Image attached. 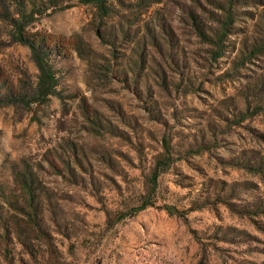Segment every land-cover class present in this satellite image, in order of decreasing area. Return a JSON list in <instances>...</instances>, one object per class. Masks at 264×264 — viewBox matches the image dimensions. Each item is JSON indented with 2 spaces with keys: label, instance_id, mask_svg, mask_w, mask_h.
I'll return each instance as SVG.
<instances>
[{
  "label": "rangeland",
  "instance_id": "rangeland-1",
  "mask_svg": "<svg viewBox=\"0 0 264 264\" xmlns=\"http://www.w3.org/2000/svg\"><path fill=\"white\" fill-rule=\"evenodd\" d=\"M117 1L108 21L113 28L122 17L136 18L132 8L136 0ZM195 6L198 3L189 0H154L142 18L154 25L158 19L163 21L184 54L188 70L170 69L175 79L191 73L197 78L193 95L186 97L180 90L170 97H155V107L148 94L140 93L139 85L126 82L120 73L129 58L139 57L125 41L115 49L101 42L92 7L76 4L39 19L28 29L58 44L60 54L52 56L60 85L57 97L29 111L0 107V202L2 194H10L15 187V169L24 163L36 167L42 187L66 199L59 206L65 219H78L67 230L52 233L64 264H264V171L252 166L264 156V113L239 126L220 122L217 144L211 143L201 156L185 157L161 176L155 207L112 228L106 224L105 210L125 212L139 205L165 121L170 120L169 128L185 142L191 132L203 127L213 109L224 116L229 105L241 111L245 98L252 99L253 88H260L264 80V58L233 80L220 77L249 34L251 21H239L240 34L233 37L227 58L212 68L206 66L205 50L189 26L187 12ZM138 27L131 29L133 35L141 33ZM77 35L93 52L90 62L74 49ZM102 55L121 65L113 80L94 69V64H103ZM155 59L160 63V55ZM0 74L4 91L21 80L34 83L37 76L29 48L11 42L3 21ZM151 86L157 90L154 83ZM177 112L174 121L172 114ZM75 160L85 172L75 167L70 176L65 166H75ZM205 198L206 208L188 211L195 200ZM165 205L186 211L187 221L169 216ZM37 246L40 255L33 260L16 241L8 242V261L0 256V264H45L46 247Z\"/></svg>",
  "mask_w": 264,
  "mask_h": 264
},
{
  "label": "trees",
  "instance_id": "trees-1",
  "mask_svg": "<svg viewBox=\"0 0 264 264\" xmlns=\"http://www.w3.org/2000/svg\"><path fill=\"white\" fill-rule=\"evenodd\" d=\"M117 0H0V21L9 28V37L12 43L28 47L31 53L37 76L34 83L30 80L19 81L17 86L10 84L4 91L0 88V107L11 106L31 110L33 106L47 104L52 97L58 96L60 85L57 71L55 69L54 52H58V44L55 46L50 38L41 33H30L28 29L39 19L56 11H62L74 7L76 4L90 6L94 9V19L97 21V37L105 45L112 48L118 47V43L125 41L132 54L139 57L136 60L128 59L120 73L126 82L136 86L139 85L141 94H148V99L158 105L155 97H170L173 93L182 90L184 96L189 97L195 93V74H183L175 79L171 70L187 69L184 54L172 42L171 36L158 19V24L144 21L143 16L148 14L154 0H136L133 11L136 13L134 20L120 18V24L113 28L108 26V21L116 11ZM198 3L193 10L187 12L190 23L191 35L198 45L205 50L206 66L212 68L227 58L230 43L233 37L239 35V21H251V30L239 43V48L234 52L235 56L230 62V67L220 77H228L232 80L247 69L249 65L264 58V0H189ZM253 7L254 10H250ZM138 19L141 23L138 24ZM139 26L141 33L132 34L131 29ZM74 49L80 53L84 60L89 61L92 50L86 49L81 36L74 37ZM178 50L180 52H178ZM160 55V63L155 56ZM101 57V56H100ZM103 64H94V69L105 77L113 80L118 77V62L111 63L108 56L102 55ZM90 62V61H89ZM129 75L131 76L128 79ZM1 76V74H0ZM1 78V77H0ZM133 80V81H132ZM157 87L152 90L151 83ZM260 88H253L251 98H245L244 108L237 111L235 105L224 108L226 116L222 112L213 109L206 118L202 128L191 132L185 142L178 140V135L169 128L170 120L163 123L165 130L157 140L159 151L153 156L150 172L145 180L144 194L139 205L129 208L125 212H111L105 210L106 224L108 228L137 216L148 208L155 207L159 180L162 175L170 171L175 164L187 156H201L208 152L210 144L218 143V128L220 122L239 126L257 115L264 113V80H261ZM0 80V87H1ZM138 91V90H137ZM139 92V91H138ZM143 95V94H142ZM258 99L259 102L253 105ZM240 112V113H239ZM178 112L172 114L175 121ZM106 162V161H104ZM234 163L233 161H230ZM108 163V162H106ZM230 163V164H231ZM233 165V164H231ZM255 171H264V156L258 164L252 165ZM41 167V166H40ZM57 171L58 167L50 164ZM75 167L84 171L83 166L75 160V166L68 163L66 172L71 176ZM39 171L36 167L24 163L21 168L13 171V182L15 187L10 194H2L0 202V256L8 261L10 253L8 242L16 241L27 255L37 260L40 255L37 243H42L48 252L45 264H64L60 258V252L53 242L52 233L56 229L69 227L70 222L78 219L66 220L60 203H65L63 196L55 192H49L42 187L39 180ZM92 184V179H90ZM215 195V194H213ZM202 201V202H201ZM208 199L195 200L188 211H198L207 207ZM163 210L169 216H175L187 221V212L177 209L172 205L163 206ZM264 211V210H262ZM51 215L50 220L46 215ZM61 215L64 217L60 220ZM79 214H77V217ZM52 224H51V223Z\"/></svg>",
  "mask_w": 264,
  "mask_h": 264
}]
</instances>
